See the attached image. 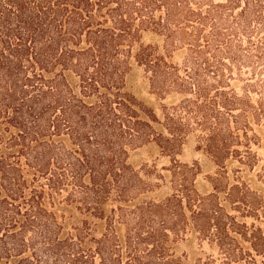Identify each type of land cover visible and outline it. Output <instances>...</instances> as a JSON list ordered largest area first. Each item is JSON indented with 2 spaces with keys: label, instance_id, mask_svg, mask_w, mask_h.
Listing matches in <instances>:
<instances>
[{
  "label": "trees",
  "instance_id": "1",
  "mask_svg": "<svg viewBox=\"0 0 264 264\" xmlns=\"http://www.w3.org/2000/svg\"><path fill=\"white\" fill-rule=\"evenodd\" d=\"M148 145L168 163L135 165ZM181 241L264 264V0H0V264H185Z\"/></svg>",
  "mask_w": 264,
  "mask_h": 264
},
{
  "label": "rangeland",
  "instance_id": "2",
  "mask_svg": "<svg viewBox=\"0 0 264 264\" xmlns=\"http://www.w3.org/2000/svg\"><path fill=\"white\" fill-rule=\"evenodd\" d=\"M129 83L132 86V90L135 96L144 102L147 106L155 109V112L160 115V104L162 100L155 94L151 92L149 81L142 71V69L136 65L132 66L130 73L128 74ZM196 140L194 137L190 136L185 139L184 143L178 150L176 158L183 163H197L200 165V176L202 177L205 173H209L213 170V165L209 157L202 151L196 148ZM132 157V162L135 165L147 164L155 165L159 169L162 165L168 163V157H163L158 154L156 148L151 145L143 147L135 151ZM145 179L148 181H154V175H145ZM167 192V186L160 185L158 189L154 191L156 197H162ZM176 253L185 254V259L183 261L185 264H193L195 257L199 254L195 242L181 241L176 246Z\"/></svg>",
  "mask_w": 264,
  "mask_h": 264
}]
</instances>
